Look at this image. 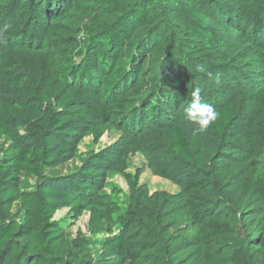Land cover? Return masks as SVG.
<instances>
[{
  "label": "rangeland",
  "instance_id": "obj_1",
  "mask_svg": "<svg viewBox=\"0 0 264 264\" xmlns=\"http://www.w3.org/2000/svg\"><path fill=\"white\" fill-rule=\"evenodd\" d=\"M68 1L73 13L46 36L41 30L48 29L49 21L31 10L29 0L21 8L16 0H0V99L20 95L13 79L33 90L32 98H24L28 112L17 132H39L50 153L66 151L38 176L20 177L27 193L37 191L47 178H64L55 193L66 195L70 206L59 208L52 220L60 228L65 264H212L213 252L222 264H264V50L239 43L221 26L208 1L183 0L199 8L197 15L183 16L158 0L155 10L145 11L158 14L159 22L142 24L136 35L123 39L124 64L112 75L118 79L116 92H103L107 72L100 65L110 66V74L120 47L104 48L99 37L104 32L123 36L119 23L137 10L135 2L144 0ZM215 1L240 17L233 0ZM263 10L264 0H252L247 18L254 21ZM193 29L211 36L206 49L192 41ZM154 36L158 39L152 43ZM22 45L28 49L16 48ZM87 59L93 62L94 87L75 77L73 113L62 128L52 130L49 104L39 97L46 88L73 86L67 67H73L75 76ZM137 65L140 72L132 79ZM196 88L201 102L216 109L234 104L237 115L222 135L211 126L194 134L187 121L174 123L173 111L185 109ZM82 105L91 112L85 113ZM85 120L89 133L81 127ZM172 125L182 127L187 147L199 138L202 167L184 164L170 149L166 129ZM10 144L0 137V159ZM88 171L94 175H86ZM85 180L90 189L73 186ZM249 207L261 210L246 219ZM10 221L27 223L20 201L3 218ZM118 239L122 243L112 246ZM2 254L3 248L0 264ZM153 256L162 259L150 262Z\"/></svg>",
  "mask_w": 264,
  "mask_h": 264
},
{
  "label": "trees",
  "instance_id": "obj_2",
  "mask_svg": "<svg viewBox=\"0 0 264 264\" xmlns=\"http://www.w3.org/2000/svg\"><path fill=\"white\" fill-rule=\"evenodd\" d=\"M28 1V0H27ZM146 3V9L144 8V2ZM203 1V0H202ZM208 1L211 10L215 11L221 26L226 29L239 43L244 46H248L253 51L264 50V10L263 13H258L253 20L247 18L248 9L252 3V0H233L239 4L240 17L232 10H224V8L215 0ZM31 10H33L37 16L48 19V29L41 30V34L48 35L50 28L56 24H63L66 22L73 13V6L68 0L59 1L58 6L55 8L50 7L53 0H29ZM161 5H171L178 15L185 16L186 14L193 13L197 15L198 6L193 2L184 3L183 0H161ZM26 4V0H16V5L21 8ZM141 6L138 8V6ZM158 0H144L141 3L135 2L134 8L137 10L128 15L118 25V30L122 32L123 36L118 33H102L98 41L99 44L105 48L110 46H119L120 55L116 64L110 74L108 69L110 66H101L102 72H107L105 80L101 84L103 92L113 93L116 92L118 79L116 75L120 71V67L124 64V55L126 46L123 43V39L126 37L134 36L138 33L137 27L142 24H150L159 22L160 16L155 13L147 14L145 10H155L158 6ZM130 6V4H128ZM200 19H203L200 17ZM56 26V25H55ZM159 26V25H158ZM133 30V33H131ZM135 30V31H134ZM191 35L195 38L192 41L194 43L201 44V49H206L211 41V36L206 32L193 29L190 31ZM131 34V35H130ZM157 37H152V43L157 41ZM94 41V37L92 38ZM98 44V45H99ZM20 50H27V46L16 47ZM154 52L156 48L153 49ZM100 60L104 59V53L97 52ZM116 55L112 54V58ZM93 68V62L91 59L81 66V69L77 72V75H73V67L68 66L66 71L69 77V81H72L73 86L69 87L66 84L63 88H46L45 94L40 95L39 100L43 103L49 104V117L48 123L52 130H58L62 128L66 123L67 118L73 113L72 110L76 106L71 102L70 97L74 93V84L76 85L75 77H78V83L81 84L87 79V83H84L90 87H94V75L91 73ZM95 71V70H94ZM140 72L139 66L134 70L131 76L134 79L136 72ZM205 72V71H204ZM203 73V72H202ZM132 79L125 81L124 86L132 83ZM13 85L16 86L18 97L11 100L2 101L0 99V137L4 136L7 141H11L10 146L6 150L5 155L0 159V249L3 248V260L2 264H65V259L62 256L60 243L57 237L59 231L58 223L54 222L53 216L56 211L61 207L70 206V200L66 195L56 194L58 185H60L64 178L50 177L44 182H41L37 188V191L33 193H27L21 189L20 177L23 173L36 175L40 174V169L53 162L56 159L62 157V154L66 153L65 150L58 148L53 154L50 153V147L47 141L42 138L41 133L31 132L28 136H20L17 132L18 127L23 120L24 113L28 112V106L24 98L30 96L33 90H26L22 83L18 79L12 80ZM141 84V80L138 81ZM176 83V82H174ZM121 84V83H120ZM119 84V85H120ZM132 86L130 89H133ZM53 104H50L52 103ZM189 104H186L187 109ZM85 113H90L89 106H83ZM184 108L179 111L175 109L172 114V119L175 122L185 120L186 110ZM220 113L219 119L211 125L213 131L217 135H222L231 122L235 119L237 112L234 104H222L216 109ZM57 115L61 117L58 119ZM82 129L89 133L92 131L90 123L85 120L82 123ZM166 132L170 138V149L177 153L184 164L193 166L195 169L203 166L200 155V141L198 137H195L191 147H187L184 141V132L181 126L172 125L167 127ZM62 134V133H61ZM41 136V137H40ZM86 175L93 176V171L86 172ZM91 183L89 181H79V183L73 184L76 189L87 190L90 189ZM73 193V188L71 187ZM56 197H63L61 201H58ZM20 201L25 208L27 223L19 225L15 222H3V218L9 216L10 210L15 202ZM76 207L82 206L77 201L74 202ZM223 206L220 205L219 209ZM259 209L249 207L246 209L247 214L245 218L254 216L260 212ZM122 243V240H116L112 246L118 247ZM111 249V248H110ZM108 249V251L110 250ZM190 249V248H189ZM1 255V256H2ZM150 262H154L156 259H162L158 257H149ZM212 264H222L216 257L215 252L211 258ZM114 264V263H113Z\"/></svg>",
  "mask_w": 264,
  "mask_h": 264
},
{
  "label": "clouds",
  "instance_id": "obj_3",
  "mask_svg": "<svg viewBox=\"0 0 264 264\" xmlns=\"http://www.w3.org/2000/svg\"><path fill=\"white\" fill-rule=\"evenodd\" d=\"M219 117L220 113L213 105L201 102L200 89H194L185 116L186 121L193 126L194 134L207 132Z\"/></svg>",
  "mask_w": 264,
  "mask_h": 264
}]
</instances>
